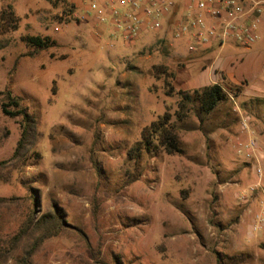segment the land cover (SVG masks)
<instances>
[{"label":"rangeland","instance_id":"1","mask_svg":"<svg viewBox=\"0 0 264 264\" xmlns=\"http://www.w3.org/2000/svg\"><path fill=\"white\" fill-rule=\"evenodd\" d=\"M260 1L253 44L188 53L167 34L127 42L95 26L90 0H0V16L17 17L15 29L0 19V91L20 96L37 119L26 160L1 169L10 177L0 180V197L17 199L0 204V234L16 233L33 207L24 177L36 189V217L54 203L63 210L60 234L41 245L33 264H264V178L254 172L264 162ZM27 35L55 45L28 55ZM215 63L223 71L212 70L214 79L206 70ZM213 81L225 103L208 115L194 103L179 110L178 91ZM164 114L177 125L181 152L159 148L129 160L142 130ZM20 121L0 109V162L16 148ZM250 140L257 149L248 160ZM31 241L0 264H17Z\"/></svg>","mask_w":264,"mask_h":264},{"label":"built area","instance_id":"2","mask_svg":"<svg viewBox=\"0 0 264 264\" xmlns=\"http://www.w3.org/2000/svg\"><path fill=\"white\" fill-rule=\"evenodd\" d=\"M178 4L177 0H90L87 13L127 42L143 33L167 34L185 42L188 53L205 52L228 41L248 47L258 38L257 23L263 13L260 0H185L181 13ZM244 149L250 160L257 142L250 140ZM254 172L258 180L263 179L264 162Z\"/></svg>","mask_w":264,"mask_h":264},{"label":"trees","instance_id":"3","mask_svg":"<svg viewBox=\"0 0 264 264\" xmlns=\"http://www.w3.org/2000/svg\"><path fill=\"white\" fill-rule=\"evenodd\" d=\"M0 19L5 22V25H11L14 29L16 28L17 17L11 11H3ZM22 40L33 49L28 53L31 56L55 45V41L50 37L27 35ZM155 69L159 73L164 72V68L161 66L155 67ZM178 94L180 96L179 110L184 109L188 104L194 103L197 105L198 110L205 115L213 112L229 98L221 85L216 83L203 86L190 93L178 91ZM0 109L9 118L20 117L21 119V134L16 148L8 160L0 162V180H5L10 177V174L3 175L1 169L8 168L10 170L11 166L26 160L25 156L28 149L36 140L37 119L22 104V98L13 95L7 89L0 91ZM179 110L176 113L177 118L182 120L183 114ZM159 148L169 155L181 152L177 125L171 121V117L168 114L159 117L142 130L140 141L128 150L127 158L136 160L141 157L142 153L155 152ZM20 183L27 189V198L33 207L16 233L10 236L0 234V257H3V260L6 259L7 256L13 254L23 239H31V243L22 248L21 255L17 258L16 263L33 264L32 257L41 245L60 234L64 224L63 210L54 203L51 208L36 217L35 207L38 200L36 189L32 187L31 180L27 178L20 177ZM16 199L15 197L10 199L0 197V204L10 203Z\"/></svg>","mask_w":264,"mask_h":264},{"label":"crops","instance_id":"4","mask_svg":"<svg viewBox=\"0 0 264 264\" xmlns=\"http://www.w3.org/2000/svg\"><path fill=\"white\" fill-rule=\"evenodd\" d=\"M99 2H103L104 0H98ZM177 2L179 3L178 5H179V8H178V12L179 13H181V7H183V5L185 4V0H177ZM86 12H87V6H86ZM88 14V13H87ZM89 16V18L92 20L91 22L96 26L97 24H99V23H97L93 18H92V15H90V14H88ZM260 21V20H259ZM99 25H101V24H99ZM103 27H104V29L103 30H108V31H111L112 29L109 27V26H107V25H102ZM113 31V30H112ZM113 32H115V31H113ZM234 44H236V43H234ZM183 48H186L185 47V42H183V41H179L178 42V44H176L175 45V48H177V50L178 49H182V47ZM212 48H209V49H207L205 52L207 53V52H209L210 50H211ZM187 51V50H186ZM213 64V63H212ZM215 68H218L219 69V71H223L222 69H223V66L222 65H219V64H214L213 66H212V68H211V66L210 67H208L207 68V70H206V72H208V75L210 76V78H217V76L219 75V74H215V75H213L212 76V70H214ZM205 76H207V74L205 75ZM213 83L215 84L216 82L215 81H213ZM258 132V138H259V141H260V143H261V145H260V151H261V153H264V136H263V133H262V131H257Z\"/></svg>","mask_w":264,"mask_h":264}]
</instances>
